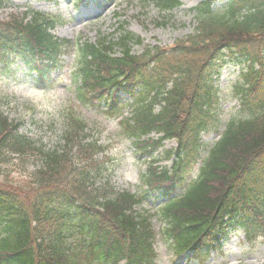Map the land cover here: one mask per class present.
<instances>
[{
    "label": "trees",
    "instance_id": "16d2710c",
    "mask_svg": "<svg viewBox=\"0 0 264 264\" xmlns=\"http://www.w3.org/2000/svg\"><path fill=\"white\" fill-rule=\"evenodd\" d=\"M153 1L169 10L182 3ZM215 1L193 9V33L141 53L132 49L141 40L126 30L93 42L59 38L53 30L61 17L31 7L0 19V67L19 58L46 83L75 44L82 102L111 99L117 113L118 93L126 92L132 102L122 120L125 134L143 153L167 139L177 142L164 154L173 158L171 168L148 161L142 174L147 192L170 194L200 164L180 196L159 207L176 251L193 247L196 255L217 246L230 229L243 228L253 239L264 231V0H227L222 10ZM9 2L0 0V8ZM225 49L249 62L237 93L250 115L228 121L202 157L204 135L220 126L216 59ZM20 127L0 109V264H156L152 217L137 210L147 193L116 189L99 157L105 146L87 123L68 113L64 144L52 149ZM152 133L161 136L153 140ZM31 155L41 166L29 178L11 180L5 163Z\"/></svg>",
    "mask_w": 264,
    "mask_h": 264
},
{
    "label": "rangeland",
    "instance_id": "374dc122",
    "mask_svg": "<svg viewBox=\"0 0 264 264\" xmlns=\"http://www.w3.org/2000/svg\"><path fill=\"white\" fill-rule=\"evenodd\" d=\"M201 1L183 0L181 6L165 11L151 0H92L81 6L76 0H12L0 9V19L31 6L62 17L63 21L54 30L56 36L72 40L82 37L92 41L104 34L116 37L118 29L124 25L127 31L143 40L142 44L133 45L134 51L141 52L148 45L170 46L175 40L192 33L196 26L192 9ZM224 4L217 3L216 7ZM75 53V49H72L62 58V69L54 72V80L46 86L38 83L36 73L28 72L27 66L19 59L12 67H0V109L10 119L22 123V133L43 142L47 148L64 144L62 135L67 111L74 109L87 121L91 134L106 147L103 157L111 159L109 163L113 172L110 176L116 188L141 191L144 189L141 174L146 165V156L139 154L131 140L123 134L120 119L109 115L107 103L88 105L79 101L73 74ZM229 54L228 50L220 54L222 60H227L217 80L221 95L217 108L220 132L206 135L208 144L219 139L228 120L250 115L248 110L241 108V97L236 93V84L242 81L246 64L231 60ZM175 145V141H166L163 149ZM157 153H161V149ZM40 164L39 158L31 155L25 160H11L5 171L10 172L8 176L11 180L19 182ZM162 164L170 166L171 161L165 160ZM162 201L151 198L138 208L153 215L157 231L162 229L163 224L157 215V207ZM156 246L159 264H202L192 258V253L177 258L169 243L160 239V235ZM204 264H264V231L253 241H249L241 229L229 232Z\"/></svg>",
    "mask_w": 264,
    "mask_h": 264
}]
</instances>
